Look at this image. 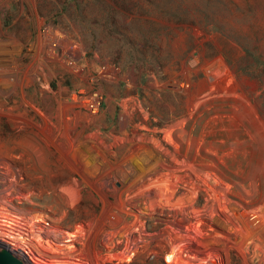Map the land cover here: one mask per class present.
I'll return each instance as SVG.
<instances>
[{
  "label": "rangeland",
  "instance_id": "374dc122",
  "mask_svg": "<svg viewBox=\"0 0 264 264\" xmlns=\"http://www.w3.org/2000/svg\"><path fill=\"white\" fill-rule=\"evenodd\" d=\"M42 24L86 76L0 67V242L24 264H264V0H2L0 48Z\"/></svg>",
  "mask_w": 264,
  "mask_h": 264
},
{
  "label": "built area",
  "instance_id": "2783aa9c",
  "mask_svg": "<svg viewBox=\"0 0 264 264\" xmlns=\"http://www.w3.org/2000/svg\"><path fill=\"white\" fill-rule=\"evenodd\" d=\"M2 0H0L1 4ZM7 42H11L8 40ZM15 54L27 58L25 63L30 72L47 74L48 62L66 66L77 76L84 78L85 66L82 60L83 49L78 41H67L63 34L54 29L50 24H42L32 39L17 45L13 42L0 48L1 68L16 72L17 65L14 63ZM33 64L28 66L27 63ZM24 65V66H25ZM27 71V70H26ZM73 106L82 109L86 113L95 114L103 106V97L98 89H86L84 86L73 88L68 96Z\"/></svg>",
  "mask_w": 264,
  "mask_h": 264
},
{
  "label": "water",
  "instance_id": "95a60500",
  "mask_svg": "<svg viewBox=\"0 0 264 264\" xmlns=\"http://www.w3.org/2000/svg\"><path fill=\"white\" fill-rule=\"evenodd\" d=\"M0 264H24L9 249L8 245L0 242Z\"/></svg>",
  "mask_w": 264,
  "mask_h": 264
},
{
  "label": "trees",
  "instance_id": "16d2710c",
  "mask_svg": "<svg viewBox=\"0 0 264 264\" xmlns=\"http://www.w3.org/2000/svg\"><path fill=\"white\" fill-rule=\"evenodd\" d=\"M160 227H161V225L158 226V228H160ZM158 228H153V230H156V229H158ZM153 230H152V231H153ZM236 263H237L236 260H235L234 258H232L230 264H236ZM124 264H135V261H134V260H131L130 262H128V263H124ZM158 264H167V263L165 262V260H164L163 258H160Z\"/></svg>",
  "mask_w": 264,
  "mask_h": 264
},
{
  "label": "bare ground",
  "instance_id": "6f19581e",
  "mask_svg": "<svg viewBox=\"0 0 264 264\" xmlns=\"http://www.w3.org/2000/svg\"><path fill=\"white\" fill-rule=\"evenodd\" d=\"M62 116V115H61ZM17 120V119H16ZM20 122H26V123H28L29 124V122L27 121V120H19ZM1 147V146H0ZM3 149V148H2ZM0 152H1V148H0ZM5 158H7V157H5ZM2 163V165L4 166V167H8V163L7 162H1ZM8 173V171L7 172H3V171H1V174H7ZM3 177V176H2ZM41 241V240H40ZM39 242V241H38ZM47 248V247H46Z\"/></svg>",
  "mask_w": 264,
  "mask_h": 264
}]
</instances>
